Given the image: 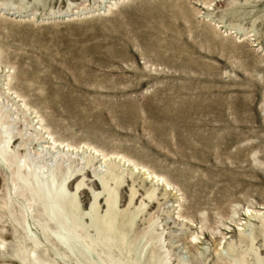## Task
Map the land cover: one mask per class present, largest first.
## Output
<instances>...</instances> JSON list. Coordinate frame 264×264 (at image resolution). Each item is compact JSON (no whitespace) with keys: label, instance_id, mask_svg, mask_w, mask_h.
<instances>
[{"label":"rangeland","instance_id":"1","mask_svg":"<svg viewBox=\"0 0 264 264\" xmlns=\"http://www.w3.org/2000/svg\"><path fill=\"white\" fill-rule=\"evenodd\" d=\"M3 146L0 264H264V0H0Z\"/></svg>","mask_w":264,"mask_h":264},{"label":"bare ground","instance_id":"2","mask_svg":"<svg viewBox=\"0 0 264 264\" xmlns=\"http://www.w3.org/2000/svg\"><path fill=\"white\" fill-rule=\"evenodd\" d=\"M6 131V130H5ZM52 146H54L53 144H55V141L53 140L51 143H50ZM5 145V144H4ZM61 146V145H60ZM8 148L7 147H4L3 146V148L2 149H0V153L4 156L7 152H8V150H7ZM47 149V148H46ZM95 151V150H94ZM96 152V151H95ZM101 157H103V158H105V156L103 155V156H101ZM100 157V155H99V158H101ZM108 159V158H107ZM102 161H103V159H102ZM104 161H107L106 160V158H105V160ZM126 161V160H125ZM128 161V160H127ZM123 163V162H122ZM101 165H103V163L101 164ZM22 167H26L25 169H28L29 168V171L31 170V166H30V164H28L27 162L26 163H24V165L22 166ZM21 167V168H22ZM19 166L17 167V169L20 171V169H21ZM134 168V167H133ZM22 171V170H21ZM23 173V172H22ZM25 173H26V171H25ZM28 173V172H27ZM27 173L25 174V175H27ZM33 173V170L31 171V174ZM20 174V173H19ZM30 175V174H29ZM31 176V175H30ZM26 177V176H25ZM25 177H23V179H21V180H19L18 178V180L17 181H15L14 182V184L16 185V184H20V183H25V184H28V181H27V179L25 178ZM27 178H29V177H27ZM155 179H156V177H155ZM159 180V179H158ZM101 181L105 184V181L104 180H102L101 179ZM101 182V183H102ZM159 182V181H158ZM14 185V186H15ZM21 190V189H20ZM19 190V191H20ZM28 190V192H30V194H32L33 196H35V197H37V199H39L38 201H40V200H42V204L44 205V207L45 206H48L50 209H51V212H52V214H53V216H54V214H56V212L58 213H65L66 212V210L63 208V204L65 203V201L62 199V197L60 196V194H56V195H50V192H44L43 190H41V189H38V188H35V190L33 189V187L31 188H29V189H27ZM23 191V190H22ZM24 192V191H23ZM21 193V192H20ZM107 207H108V211H110V209H111V201L109 200L108 201V203H107ZM64 215V214H63ZM63 217V216H62ZM64 219V218H63ZM71 219H73V218H71Z\"/></svg>","mask_w":264,"mask_h":264}]
</instances>
